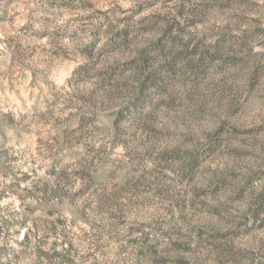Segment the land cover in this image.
Here are the masks:
<instances>
[{
	"label": "rangeland",
	"instance_id": "rangeland-1",
	"mask_svg": "<svg viewBox=\"0 0 264 264\" xmlns=\"http://www.w3.org/2000/svg\"><path fill=\"white\" fill-rule=\"evenodd\" d=\"M0 264H264V0H0Z\"/></svg>",
	"mask_w": 264,
	"mask_h": 264
}]
</instances>
